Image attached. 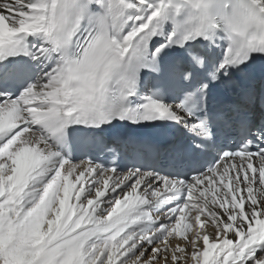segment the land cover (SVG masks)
Returning <instances> with one entry per match:
<instances>
[{
  "label": "snow or ice",
  "instance_id": "6c2138e0",
  "mask_svg": "<svg viewBox=\"0 0 264 264\" xmlns=\"http://www.w3.org/2000/svg\"><path fill=\"white\" fill-rule=\"evenodd\" d=\"M169 22L174 28L165 33ZM220 30L229 43L211 80L264 55V0H0V61L48 62L15 96L9 89L24 84L31 65L0 66V264H201V257L202 264H264V147L253 151L246 141L191 179L72 158L83 151L82 129L73 125L183 122L181 113L205 108L203 81L175 105L163 99V83L135 108L128 98L149 67L143 61L154 36L167 39L153 60L169 44H211ZM189 56L191 66L180 62L169 74L190 82L206 58ZM199 127L198 135H211L204 120ZM178 190L184 201L161 211ZM209 221L211 242L198 230ZM177 234L184 246L170 243Z\"/></svg>",
  "mask_w": 264,
  "mask_h": 264
},
{
  "label": "bare ground",
  "instance_id": "6f19581e",
  "mask_svg": "<svg viewBox=\"0 0 264 264\" xmlns=\"http://www.w3.org/2000/svg\"><path fill=\"white\" fill-rule=\"evenodd\" d=\"M25 2H27V0H25ZM125 30H127V26H126V29H125ZM171 30H172V28H171L170 24L167 23V24L164 26V31H165V33H167L168 31H171ZM166 37H167L166 34L163 35V36L158 35V36L156 37V41L163 40V39L166 38ZM216 38H217V42H218V44H219L220 54H221V57H222V56H223V53H224V50L226 49L227 39H226L222 34H219V33L216 35ZM29 39L32 40L33 43L36 42V37H29ZM0 62H1V61H0ZM35 62H36V64H37L38 67H39V76H41V75L43 74V72L47 70V63H48V62H44V61H43V58H41V61H37V60H35ZM167 103H170V104L175 105L174 103H171V102H167ZM193 124H194L193 122H187V123H185V125H187L188 127H191V125H193ZM202 219H205V218L202 217ZM186 223H187V221H186ZM211 228H212V224H211V222L209 221V222H207V223L205 224V226H204L202 229H198V230L200 231V233H201V237H202L203 235H205V234L209 235V237H210V242H211V237H212V234H211ZM189 235H190V234H189ZM230 238H231V237H230ZM170 243H171L173 246H175L176 243H180L181 246H184L183 238H181V237L179 236V234H177L175 238L170 239ZM197 246H198V247H201V250H202V240L199 241V242H197ZM260 255H261V253H260V252H257V256H260ZM202 260H203V258L201 257V264H202ZM249 264H252V262L250 261Z\"/></svg>",
  "mask_w": 264,
  "mask_h": 264
}]
</instances>
